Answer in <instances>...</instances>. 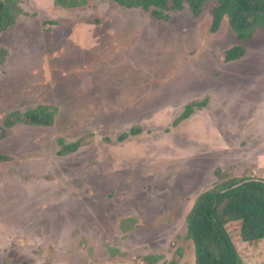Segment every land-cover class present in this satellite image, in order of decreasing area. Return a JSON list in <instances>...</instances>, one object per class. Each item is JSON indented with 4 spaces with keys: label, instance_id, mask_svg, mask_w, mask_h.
<instances>
[{
    "label": "rangeland",
    "instance_id": "rangeland-1",
    "mask_svg": "<svg viewBox=\"0 0 264 264\" xmlns=\"http://www.w3.org/2000/svg\"><path fill=\"white\" fill-rule=\"evenodd\" d=\"M212 3L160 21L112 0L19 1L0 33V126L57 113L0 140V264H195L186 216L215 171L264 179V32L241 42L227 18L215 30ZM236 45L245 55L225 62ZM60 140L82 146L59 156ZM228 231L245 264H264V240Z\"/></svg>",
    "mask_w": 264,
    "mask_h": 264
},
{
    "label": "trees",
    "instance_id": "trees-1",
    "mask_svg": "<svg viewBox=\"0 0 264 264\" xmlns=\"http://www.w3.org/2000/svg\"><path fill=\"white\" fill-rule=\"evenodd\" d=\"M20 0H0V33L17 24L22 9ZM95 0H54L58 6L78 8ZM128 9H140L153 18L168 21L172 12L182 11L186 6L194 17H199L206 3L213 1L210 12L216 30L222 20L228 24L241 42L254 38L258 30L264 32V0H112ZM243 45H236L224 52L225 62L237 60L245 55ZM7 51L0 50V65L6 60ZM203 104L187 105L175 124L187 119L194 108ZM57 109L39 105L24 112L13 111L6 115L0 126V140L7 137L9 129L16 125L51 126L55 122ZM138 128L122 134V141L130 135H137ZM60 142L59 156L75 153L82 146L81 140L72 143ZM9 156L0 152V161ZM213 186L201 192L186 216L187 239L194 248L195 264H245L236 244L231 238L228 226L236 224L241 241L257 245L264 240V179L231 177L221 170L215 171ZM152 259L150 263H153ZM40 264H52L44 262Z\"/></svg>",
    "mask_w": 264,
    "mask_h": 264
}]
</instances>
